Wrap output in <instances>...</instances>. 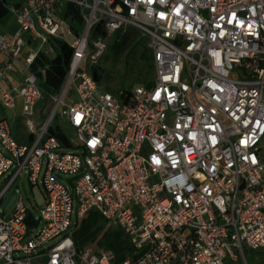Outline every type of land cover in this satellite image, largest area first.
<instances>
[{
    "label": "built area",
    "instance_id": "built-area-1",
    "mask_svg": "<svg viewBox=\"0 0 264 264\" xmlns=\"http://www.w3.org/2000/svg\"><path fill=\"white\" fill-rule=\"evenodd\" d=\"M68 5L80 24L66 18ZM7 9L17 28L0 32V106L21 99L29 140L0 119V264H249L245 249H264V0H21ZM127 28L146 38L154 78L114 95L81 67ZM50 39L66 42L71 59L36 127L44 92L29 67L53 52ZM27 46L36 50L16 80ZM57 112L69 145L49 133ZM25 173L42 188L40 225L9 199ZM89 211L123 230L131 255L76 246L75 223Z\"/></svg>",
    "mask_w": 264,
    "mask_h": 264
},
{
    "label": "rangeland",
    "instance_id": "rangeland-1",
    "mask_svg": "<svg viewBox=\"0 0 264 264\" xmlns=\"http://www.w3.org/2000/svg\"><path fill=\"white\" fill-rule=\"evenodd\" d=\"M11 1V0H10ZM12 22V15L8 14L5 19L0 22V25L8 26ZM114 36L108 39L107 47L114 40ZM144 36L140 33L134 34L129 41L128 47L126 50L116 56L112 55L109 48H106L105 51L97 57L94 61L88 56L85 60V63L82 65L81 70L86 72H91L95 70L98 76V86L101 90L108 91L116 95L120 90L131 91L133 88L139 85H144L145 81L152 80L154 78V70L150 62H144L139 58V54L142 52V49L145 47ZM142 41V44L138 51L132 52L130 56H126L128 49L136 41ZM36 50L35 47H32L29 52ZM28 52V53H29ZM50 57H53L54 53L51 51L46 52ZM21 56V55H20ZM93 68V69H92ZM74 94V90H67L66 97L70 98ZM50 95L44 94L42 98L37 102L35 107L34 120L39 122H45L51 111L54 108V102L52 101ZM77 100L76 95L74 94V101ZM12 109H6L0 107V116H5L9 122L14 120L12 115ZM51 127H56L65 133H70L71 128L59 115L56 113L55 118L51 120ZM29 140L28 132L25 129L24 118L21 116L20 121L17 125V141L22 143H27ZM261 156L264 160V140L261 150ZM2 181L0 180V184ZM41 186H31L27 179V173L23 175L22 178L18 179L10 188L9 199L16 197L17 200L22 199L24 204L27 206L29 211L32 213L35 220L40 221L41 224V214L42 206L44 204L43 194L41 193ZM8 202H3L1 209L5 210ZM11 208L6 210V213L9 214ZM110 229L108 224H102L101 229L98 233L100 235L102 232ZM93 249L97 248L95 243L89 244ZM98 249V248H97ZM245 257L249 264H264V249L249 250L245 249Z\"/></svg>",
    "mask_w": 264,
    "mask_h": 264
},
{
    "label": "trees",
    "instance_id": "trees-1",
    "mask_svg": "<svg viewBox=\"0 0 264 264\" xmlns=\"http://www.w3.org/2000/svg\"><path fill=\"white\" fill-rule=\"evenodd\" d=\"M7 6V0H0V19L8 14L9 10L7 9ZM67 9L68 12L66 14V18L71 22L80 24V17L77 11L73 9L72 5H68ZM98 31H100L99 26L95 28L93 35H95ZM137 33V31L130 28H127L124 32L117 31L114 35L115 38L113 42L109 44V47L107 48H109L112 55L116 56L126 50L132 36ZM143 39H145V47L139 54V58L144 62H150L152 66L151 53L147 47L146 38L144 37ZM49 42L54 53L53 57H50L44 51H40L36 55L29 69L37 77L44 94H56L59 92L67 74L71 59V48L66 42L59 39H50ZM142 44H144L142 41H136L128 49L126 56H130L131 51L133 53L138 51ZM90 52L91 48L87 50L88 55ZM89 73L98 83V76L95 70L93 69ZM144 85L150 86L151 82L145 81ZM49 133L57 137L65 145H69L67 139L68 134L64 131H61L56 127H51L50 125ZM103 223L108 224L110 229H107L98 235ZM72 237L77 247H83L91 243H95L98 248H96V250L98 251H112L115 254L116 261L123 260L133 252V247L123 230L109 224V222L96 211H89L75 223Z\"/></svg>",
    "mask_w": 264,
    "mask_h": 264
},
{
    "label": "crops",
    "instance_id": "crops-1",
    "mask_svg": "<svg viewBox=\"0 0 264 264\" xmlns=\"http://www.w3.org/2000/svg\"><path fill=\"white\" fill-rule=\"evenodd\" d=\"M20 2H21V0H11V1L10 0H7V4L8 5H18V4H20ZM8 14H11L12 15V22H11V24L9 26H8V24H6V25H0V32H5V31H7V32H13L17 28L14 15L12 13H10V12H8ZM8 14H6L3 18H1L0 19V22L3 19H5V17ZM31 48H32L31 46L30 47L27 46V47L23 48L22 53H21V56L19 58V62H16L15 65H14L15 66V69H16L14 77H15L16 80L17 79L18 80H21V78H23V76L26 74V71H25V69L22 66V62H23V58L25 57V55H27V53L29 52V50H31ZM21 104H22V101H21V99L18 98L15 108L12 109L13 110L12 115L14 117V120L12 122H9L8 121L10 124H12L16 119L18 120V123H19L20 118L22 116ZM2 118L7 119L5 116H0V119H2ZM33 121H34V124H35L36 127H38L42 123V122H39V121L37 122L34 119H33ZM25 129H26V127H25ZM16 131H17V127H16ZM28 135H29V133H28Z\"/></svg>",
    "mask_w": 264,
    "mask_h": 264
},
{
    "label": "water",
    "instance_id": "water-1",
    "mask_svg": "<svg viewBox=\"0 0 264 264\" xmlns=\"http://www.w3.org/2000/svg\"><path fill=\"white\" fill-rule=\"evenodd\" d=\"M17 124H18V120L16 119L12 125H11V135L13 137L16 136L17 132H16V127H17ZM25 222L27 225H31V220H30V213L27 214L26 218H25Z\"/></svg>",
    "mask_w": 264,
    "mask_h": 264
}]
</instances>
